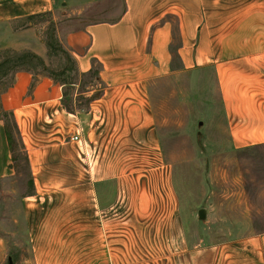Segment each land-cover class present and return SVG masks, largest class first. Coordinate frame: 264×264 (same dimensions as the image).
I'll return each mask as SVG.
<instances>
[{"label":"crops","instance_id":"0c3cea01","mask_svg":"<svg viewBox=\"0 0 264 264\" xmlns=\"http://www.w3.org/2000/svg\"><path fill=\"white\" fill-rule=\"evenodd\" d=\"M108 1L0 0V52H31L50 66L42 28L24 26L26 19L47 13L68 19ZM124 9L116 20L58 24L78 73L98 71L101 94L86 107L69 111L65 87L46 76L31 91L34 74L27 71L1 97L35 176L33 193L14 211L13 234L28 243L21 264H111V220H126L127 205L143 201L153 214L162 161L152 84L174 74L176 60L182 74L198 72L200 95L213 93L205 106L214 111L207 125L220 135L214 140L227 142L230 153L264 145V0H124ZM48 120L55 132L24 129ZM52 136L58 142L51 148L30 144ZM13 157L0 120V180L15 175ZM163 181L173 193L170 175ZM248 231L243 239L202 247L198 261L264 264V233ZM7 254L0 238V262Z\"/></svg>","mask_w":264,"mask_h":264},{"label":"rangeland","instance_id":"374dc122","mask_svg":"<svg viewBox=\"0 0 264 264\" xmlns=\"http://www.w3.org/2000/svg\"><path fill=\"white\" fill-rule=\"evenodd\" d=\"M104 4L92 7L90 16L86 11L61 20L49 13L33 23L42 28L47 38L50 29L58 28L60 23L73 21L71 26L79 28L96 21L117 19L123 13V0L111 3L108 9V3ZM50 62V68L56 72L70 67L62 55L52 56ZM182 71V62L176 60L172 64L174 74L152 84L162 161L157 185L158 211L155 206L152 214L151 206L144 201L132 203L126 207V216H129L126 220H111L110 237H106L112 246L111 264H200L198 252L202 247L243 239L245 233H250L248 230L264 233V145L230 153L227 142L214 140L213 137L220 135H213L207 129L214 122V111L205 106L206 97L213 93L200 95L198 72L185 75ZM37 79L34 78L31 91ZM57 79L54 82L63 83L61 78ZM68 81L74 84L65 87L68 94L65 100L71 111L86 107L101 94L102 83L94 75L71 72ZM12 83L13 77L9 76L0 84L1 107V97ZM92 87L96 91L88 89ZM7 114L0 119L10 126L14 136L15 175L0 180V238L8 247V254L0 264H11V257L12 264H21L28 256V243L24 237L13 234L16 232L14 211L20 200L32 193L35 176L21 132L14 128L13 113ZM43 124L25 125L24 129L55 132L54 121ZM37 140L30 144L51 148L58 142L55 136ZM168 174L173 193L163 181ZM141 192L143 198L149 197L145 189ZM202 210L208 214L205 220L200 219ZM112 212H119L118 205Z\"/></svg>","mask_w":264,"mask_h":264},{"label":"trees","instance_id":"16d2710c","mask_svg":"<svg viewBox=\"0 0 264 264\" xmlns=\"http://www.w3.org/2000/svg\"><path fill=\"white\" fill-rule=\"evenodd\" d=\"M116 1L117 0H110L108 2H105V3H108L107 4L108 6L106 5L107 6L106 9H108L110 7L111 3H114ZM98 5L104 6L105 4L101 3ZM91 9H89L87 11V13H86L87 16H90L89 12ZM106 9H104V10H106ZM124 10L125 9H124V0H123V12H124ZM102 12H103V10H102ZM47 14H49V13H47ZM47 14H40V15L31 16V17L26 19V23L23 25L26 26V25L31 24L32 26H37V25H34L33 22L39 18L44 17ZM119 18L120 17H118L117 19H119ZM114 20H116V19H114ZM96 22H100V21H96ZM44 41H45V43L49 49L50 60L52 59V56L62 55L68 61V64H70V67L66 66L63 69H61L59 72H56V71L52 70L50 68V66H48L43 59H41L40 57H38L34 53H31V52L18 53V52H13V51H4V52H0V84H2L3 81L6 78H8L9 76H12L13 81H14L15 75L21 71H27V72L34 74L35 79L40 77V76H46V77H49L55 81H58L57 78H61L63 80V83H59V84H61L64 87H67L69 84H72V82H69V81L67 82L68 74H71V72H74L78 75H80V74L77 71L76 62L73 59L72 55L69 53V51H67L64 48V46L62 45V43L59 40L58 28L50 29V31L48 32L47 38H44ZM90 75H92V76L94 75L97 77L99 74H98V71H95V72H92ZM12 85H13V83H12ZM12 85H10V87ZM34 85L35 84H33V86ZM73 85L74 84H72V86ZM64 95H65V99H66V97L68 96L67 91L64 92ZM67 104L68 103L66 102V105ZM67 109H68V105H67ZM69 111H71V110H69ZM7 115H8L7 112H5L2 109V107L0 106V118H1V116L7 117ZM6 128H7L8 138L10 140L11 148H12L13 155H14V149H13L14 148V146H13L14 136L11 132L10 126L6 125ZM14 128H16L18 130V125H17L15 119H14ZM31 186L33 188V190H32V193H33L34 184L32 183ZM32 193H30V194H32Z\"/></svg>","mask_w":264,"mask_h":264},{"label":"water","instance_id":"95a60500","mask_svg":"<svg viewBox=\"0 0 264 264\" xmlns=\"http://www.w3.org/2000/svg\"><path fill=\"white\" fill-rule=\"evenodd\" d=\"M200 219L201 220H205L206 219V211L205 210H202V211H200ZM10 262H11V264H12V260L10 259Z\"/></svg>","mask_w":264,"mask_h":264},{"label":"built area","instance_id":"2783aa9c","mask_svg":"<svg viewBox=\"0 0 264 264\" xmlns=\"http://www.w3.org/2000/svg\"><path fill=\"white\" fill-rule=\"evenodd\" d=\"M72 141H79L80 138L78 136L71 138Z\"/></svg>","mask_w":264,"mask_h":264}]
</instances>
